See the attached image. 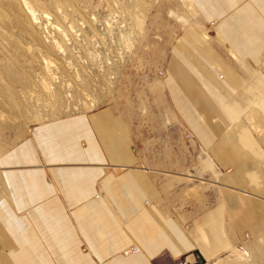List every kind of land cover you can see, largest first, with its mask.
I'll list each match as a JSON object with an SVG mask.
<instances>
[{
	"label": "crops",
	"instance_id": "crops-1",
	"mask_svg": "<svg viewBox=\"0 0 264 264\" xmlns=\"http://www.w3.org/2000/svg\"><path fill=\"white\" fill-rule=\"evenodd\" d=\"M188 1L195 19L171 44L156 103L39 122L0 153V264H173L190 253L247 264L220 258L243 216L221 225L218 207L241 203L207 208L209 185H188L186 170L209 172L252 97L244 90L264 83V0Z\"/></svg>",
	"mask_w": 264,
	"mask_h": 264
},
{
	"label": "rangeland",
	"instance_id": "rangeland-1",
	"mask_svg": "<svg viewBox=\"0 0 264 264\" xmlns=\"http://www.w3.org/2000/svg\"><path fill=\"white\" fill-rule=\"evenodd\" d=\"M194 19L188 0H0V153L39 122L156 103L171 44ZM244 91L252 97L214 147L209 172L190 166L186 182L205 180L212 211L225 196L241 203L218 207L221 225L243 216L241 240H227L220 258L264 264V83ZM196 224L185 222L194 233Z\"/></svg>",
	"mask_w": 264,
	"mask_h": 264
},
{
	"label": "built area",
	"instance_id": "built-area-1",
	"mask_svg": "<svg viewBox=\"0 0 264 264\" xmlns=\"http://www.w3.org/2000/svg\"><path fill=\"white\" fill-rule=\"evenodd\" d=\"M134 249L131 248L130 252H133ZM173 264H200L199 260H197L192 254L185 255L183 257H180L174 261Z\"/></svg>",
	"mask_w": 264,
	"mask_h": 264
}]
</instances>
